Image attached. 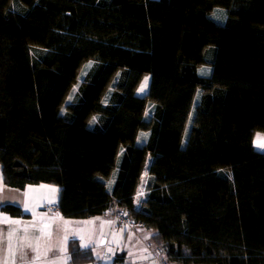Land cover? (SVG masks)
<instances>
[{
	"label": "trees",
	"instance_id": "1",
	"mask_svg": "<svg viewBox=\"0 0 264 264\" xmlns=\"http://www.w3.org/2000/svg\"><path fill=\"white\" fill-rule=\"evenodd\" d=\"M257 132L264 0H0V169L59 187L63 218L123 213L177 264H264Z\"/></svg>",
	"mask_w": 264,
	"mask_h": 264
},
{
	"label": "rangeland",
	"instance_id": "2",
	"mask_svg": "<svg viewBox=\"0 0 264 264\" xmlns=\"http://www.w3.org/2000/svg\"><path fill=\"white\" fill-rule=\"evenodd\" d=\"M150 79L144 78L139 94L146 93ZM254 144L264 151L263 133L257 132ZM150 163L151 158L137 191V207L144 198ZM22 195L23 190L6 187L0 200L17 206ZM5 214L0 211V264H72L71 243L75 240L81 249H91L94 257V261L80 264H122L117 262L122 255L124 264H177L155 245V230L124 223L113 216L58 220L46 215L7 219Z\"/></svg>",
	"mask_w": 264,
	"mask_h": 264
},
{
	"label": "crops",
	"instance_id": "3",
	"mask_svg": "<svg viewBox=\"0 0 264 264\" xmlns=\"http://www.w3.org/2000/svg\"><path fill=\"white\" fill-rule=\"evenodd\" d=\"M6 185L4 182V176L0 169V195L5 193ZM60 189L57 186L48 185V184H40L29 186L27 189L23 190L22 200L20 203L16 204L19 206L26 217V219H30L33 217H38L39 215L46 216H56L58 220L63 219L60 214H56L52 211H49V205H57L59 201ZM142 202V200H141ZM140 202V206H141ZM6 205L4 201L0 200V211ZM139 206V207H140ZM6 215V214H5ZM104 216H113L112 213H108ZM9 215H7L8 219ZM10 218V217H9ZM21 218V217H20Z\"/></svg>",
	"mask_w": 264,
	"mask_h": 264
},
{
	"label": "built area",
	"instance_id": "4",
	"mask_svg": "<svg viewBox=\"0 0 264 264\" xmlns=\"http://www.w3.org/2000/svg\"><path fill=\"white\" fill-rule=\"evenodd\" d=\"M49 211H52L56 214H59L58 206L57 205H49L48 207ZM115 218L120 219L124 223H129V220L126 218V216L123 213L116 212ZM130 224V223H129Z\"/></svg>",
	"mask_w": 264,
	"mask_h": 264
},
{
	"label": "snow or ice",
	"instance_id": "5",
	"mask_svg": "<svg viewBox=\"0 0 264 264\" xmlns=\"http://www.w3.org/2000/svg\"><path fill=\"white\" fill-rule=\"evenodd\" d=\"M258 139H260V138L258 137Z\"/></svg>",
	"mask_w": 264,
	"mask_h": 264
}]
</instances>
